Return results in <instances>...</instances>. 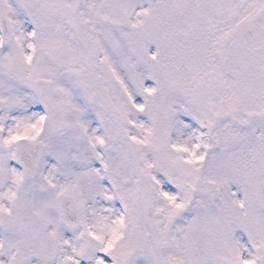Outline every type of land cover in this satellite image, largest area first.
<instances>
[{"label": "snow or ice", "instance_id": "6c2138e0", "mask_svg": "<svg viewBox=\"0 0 264 264\" xmlns=\"http://www.w3.org/2000/svg\"><path fill=\"white\" fill-rule=\"evenodd\" d=\"M0 264H264V0H0Z\"/></svg>", "mask_w": 264, "mask_h": 264}]
</instances>
